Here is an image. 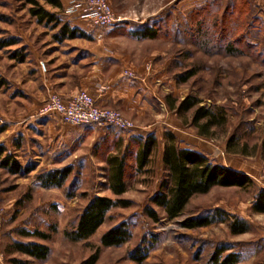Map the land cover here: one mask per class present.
Listing matches in <instances>:
<instances>
[{
	"label": "rangeland",
	"instance_id": "obj_1",
	"mask_svg": "<svg viewBox=\"0 0 264 264\" xmlns=\"http://www.w3.org/2000/svg\"><path fill=\"white\" fill-rule=\"evenodd\" d=\"M37 1L58 15L62 23H69L87 36L60 40L61 26L39 22L31 14L33 4L28 0H0V41H16L0 48V78L5 82L0 86V126L6 127L0 133V147L7 149L3 157L12 155L22 166L17 174L0 168V208L5 210L0 226V264H11L12 259L30 260L24 255H8L7 247L17 240L28 241L21 236L22 230L47 231L53 225L57 233L47 242L52 249L50 258L32 264H81L98 248L101 252L97 264H136L129 260L130 252L145 236L153 235L158 242L143 264H210L214 247L220 241L232 243L234 251L241 253L240 264H264V249L246 244L257 239L255 229L253 236L249 234L243 242H236L227 224L196 230L181 226L183 220L202 213L215 200L246 204L264 189V24H252L259 10L249 6L247 0L234 4V0H219L198 9L189 25L185 21L172 29L171 19H165L170 25L168 34L164 32L156 41L139 42L123 37L126 30L118 33L122 37L113 40L107 29L81 23L66 15L63 8ZM111 1L115 14L126 19L125 24L136 25L166 12L171 15L178 9V2L184 0ZM61 2L66 6L68 0ZM259 2V9L264 11V0ZM184 8L182 4L180 11ZM123 27L126 29V25ZM97 49L101 55L133 51V61L149 69L143 75L157 85L154 88L158 98H148V110L137 126L155 124L152 129L159 135L165 129L172 131L183 147L195 149L215 163L245 165L255 177V185L246 190L217 189L212 195L196 196L182 217L155 224L144 215V208L164 177L159 148L153 155L152 173L139 175L132 170L128 191L117 197L107 188L105 147L93 151L92 146L86 145L77 152L80 143L60 150L52 147L51 132L57 124L48 126L52 119L40 111L50 94L59 92L47 90L45 83L63 76L69 77L70 83H80L81 76L91 68L89 63ZM40 62L45 63L46 72ZM71 67L74 70L69 71ZM190 73L194 75L184 82ZM188 96L197 97L206 108H222L227 114L226 126L213 128L212 137L200 136L191 124L193 112L183 121L169 108V104L178 105ZM161 120L172 125H164ZM230 142L238 153L228 152ZM110 144L111 154L122 155L124 150L116 148L117 142ZM129 161L134 163V159ZM64 168L72 170L64 187L45 189L37 183L41 173ZM96 195L124 199L131 205L112 210L89 240H68L65 232L73 229L80 213ZM122 221L131 224L132 240L119 248L102 247L104 232Z\"/></svg>",
	"mask_w": 264,
	"mask_h": 264
},
{
	"label": "trees",
	"instance_id": "obj_2",
	"mask_svg": "<svg viewBox=\"0 0 264 264\" xmlns=\"http://www.w3.org/2000/svg\"><path fill=\"white\" fill-rule=\"evenodd\" d=\"M33 4L31 14L39 22H48L61 26L60 40L87 36L78 28H72L69 23H62L58 15L45 10L37 0H28ZM56 9H66L61 0H43ZM68 4V3H67ZM66 14V13H65ZM67 15V14H66ZM73 17V16H71ZM78 20V16H74ZM88 22V21H87ZM171 25V24H170ZM169 22L167 20L147 23L134 32L133 36L141 39H158L161 34L169 33ZM172 26V25H171ZM16 44L15 40H1L0 48ZM194 74H188L183 81L186 82ZM5 84L0 78V86ZM169 108L176 112L183 121L186 116L193 112L191 124L203 137H212L215 127L226 126L227 114L222 108L209 109L201 106V101L195 96H188L178 105L169 104ZM6 131L5 126H0V133ZM162 163L164 177L159 189L149 198L144 208V215L153 223L158 224L163 219L173 221L182 217L191 203L199 195L211 192L215 187L246 190L255 185L254 180L248 174L231 169L223 164L210 160L203 153L182 146L179 138L172 131L163 134ZM120 149V142L116 145ZM136 148V149H135ZM159 148V140L155 133L145 138H131L122 155L111 154V147H105V163L107 164V188L113 195L120 197L128 191V178L132 170L136 174L152 173L153 155ZM246 148V147H244ZM264 149V142H263ZM7 152L5 147H0V168L8 169L15 174L20 173L22 166L12 155H3ZM228 152L234 151L232 142L228 144ZM246 155L245 153H241ZM134 159V163L129 160ZM30 170L27 168V172ZM72 173L70 168L55 169L41 173L37 177V183L45 189L62 188L68 182ZM72 196V195H70ZM130 201L124 199H113L106 196L92 197L83 211L80 213L73 229L65 232V236L72 242H83L89 240L104 225L109 213L116 208H127ZM253 211L264 213V189H260L255 197ZM163 213V215H162ZM213 224H227L230 234L238 236L249 231L246 220L238 215L231 214L223 208L205 210L202 213L188 217L182 221L181 226L186 230L205 228ZM57 233L56 225L47 231L36 229L34 231L22 230L21 236L28 241H14L7 247L8 255H24L30 258L28 261L12 259L11 264H32V262H46L52 253L47 244L53 235ZM133 238L132 226L128 221H122L118 225L108 229L101 237V245L104 248H119L126 245ZM158 242V237H144L141 243L130 252L129 260L136 264H143L149 257L150 251ZM212 242V241H211ZM100 248L94 254L84 260L81 264H97L100 258ZM243 261L241 253L234 251V245L229 242H217L211 256L210 264H240Z\"/></svg>",
	"mask_w": 264,
	"mask_h": 264
},
{
	"label": "crops",
	"instance_id": "obj_3",
	"mask_svg": "<svg viewBox=\"0 0 264 264\" xmlns=\"http://www.w3.org/2000/svg\"><path fill=\"white\" fill-rule=\"evenodd\" d=\"M110 1L111 0H109V2ZM175 1L176 0H173L172 3H174ZM218 1L219 0L180 1L177 4L178 9L173 10L171 15H168V13L166 12L163 15L153 17L151 21H141L136 25H133L132 23L125 24L124 22L126 19H124L120 24L107 29V31H109L108 34L109 36L111 35V37H113V40L122 37L118 33L122 30H126V35H124L123 37H127L131 40H136L139 42L156 41V39H141L133 35L134 32L140 29L141 26L147 23L164 21L167 18L171 19L170 22L172 25V29H177L179 27V24H183L185 21L189 25L190 19L192 21L195 20V14L197 13L198 9L207 7L208 5L214 4L215 2L218 3ZM236 1L238 2V0L232 1L233 4ZM172 3H170V6ZM247 3L255 10H259V12L253 16L252 24H264V11L263 9H259L258 3L261 4L259 0H247ZM182 4L185 5V10L181 12L180 6ZM79 22L88 23L89 25H91L89 21L87 22L79 20ZM124 25H126V29H123ZM94 52L95 54H93V57L91 58L92 61L91 63H89L91 64V68L85 71L86 73L81 76L80 83H70L71 80L69 79V77H56L54 78V80L51 79L47 83H45L46 89L51 92L52 90L58 91L59 94L66 100L71 99L76 93L81 90L86 91L94 98L96 104L99 107L117 110L121 112L126 118L133 120L136 124L137 122H142V115L146 114V111L149 107L148 98H152V96L158 98V94L156 92V89L154 88L157 87V85L155 86L154 84L149 83L148 77L143 75V73L150 72L147 66L142 65L141 63H135L133 61V57L135 56V53L133 51H129L128 53L125 52L123 54L113 52L106 55H101L99 49L94 50ZM71 70L74 69L71 67L69 71ZM126 71L135 73L136 78H127L125 76ZM47 117H49V119H52L51 121L47 122L48 126H51L54 123L57 124V128H55L51 132V146L54 148L57 147L60 150L63 146L72 144L78 145L80 143V146L76 147L75 152L80 151V149H82L83 146L86 145L92 146V148H94L93 151L100 150L103 147H110L111 144L108 145L109 142H120V149L125 150L131 138H145L149 134L155 133L159 140V149L161 151L162 160V152L164 146L163 134L164 132L169 131L165 129L162 135H159V131H155V129H152L155 124L148 126V124L140 123L136 127V129L121 133V131L115 130L113 128L96 129L95 127H74L63 123L57 117ZM160 122H162V124L164 125H172L171 123L168 124V120H161ZM225 166L243 172L245 174H248L252 178H255L251 173L249 167L245 165L225 164ZM217 189L236 190L238 188L215 187L211 190L210 193L205 194L204 196L212 195L213 192ZM254 204L255 198L246 204H244L242 201H235V203H231L229 200L225 201L224 199H220L217 201L215 200L205 210L223 208L231 214H235L244 218L249 225V231L242 235L233 236L235 239L232 240L236 242H243V240H246V236H249V234H253V231L255 229L254 236H257V239H252L249 242L246 241V244L249 247L253 246L256 248L260 247L264 249V213L254 212ZM249 212L252 213V216L249 215Z\"/></svg>",
	"mask_w": 264,
	"mask_h": 264
},
{
	"label": "built area",
	"instance_id": "obj_4",
	"mask_svg": "<svg viewBox=\"0 0 264 264\" xmlns=\"http://www.w3.org/2000/svg\"><path fill=\"white\" fill-rule=\"evenodd\" d=\"M65 13L68 16H78L101 29L112 28L124 20L115 14L109 0H68ZM40 67L46 72L44 62H40ZM125 76L129 79L136 78L131 71H126ZM40 113L42 116L57 117L63 123L74 127L113 128L121 132H128L137 127L134 121L126 118L119 111L99 107L94 98L83 90L69 100L64 99L60 94H50ZM4 214L5 210L0 208V226Z\"/></svg>",
	"mask_w": 264,
	"mask_h": 264
}]
</instances>
